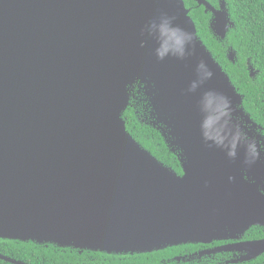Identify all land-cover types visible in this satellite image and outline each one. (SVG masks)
Returning a JSON list of instances; mask_svg holds the SVG:
<instances>
[{
  "label": "water",
  "instance_id": "1",
  "mask_svg": "<svg viewBox=\"0 0 264 264\" xmlns=\"http://www.w3.org/2000/svg\"><path fill=\"white\" fill-rule=\"evenodd\" d=\"M161 16L191 33L183 59L158 57ZM144 96L182 173L127 129ZM244 99L185 0H0V239L135 254L264 228V127Z\"/></svg>",
  "mask_w": 264,
  "mask_h": 264
},
{
  "label": "trees",
  "instance_id": "2",
  "mask_svg": "<svg viewBox=\"0 0 264 264\" xmlns=\"http://www.w3.org/2000/svg\"><path fill=\"white\" fill-rule=\"evenodd\" d=\"M227 1L231 17L236 23V27L229 34V43L237 51L236 63L228 58L222 42L210 33L202 12L193 8L190 14L197 25L200 37L229 73L240 92L245 95V108L255 121L264 127V0ZM185 2L187 7L195 3L193 0H185ZM248 61L259 70L255 77L250 75ZM124 118L127 129L145 148L162 162L182 173L176 154L170 151L160 131L149 124L144 117L143 101L137 106L130 105L124 112ZM168 248L147 253L109 254L88 249L60 247L51 243L0 239V253L28 264H184L174 260L176 256L161 261L165 256L183 251L182 247ZM0 264L15 263L0 259Z\"/></svg>",
  "mask_w": 264,
  "mask_h": 264
},
{
  "label": "flooded vegetation",
  "instance_id": "3",
  "mask_svg": "<svg viewBox=\"0 0 264 264\" xmlns=\"http://www.w3.org/2000/svg\"><path fill=\"white\" fill-rule=\"evenodd\" d=\"M193 1L195 3L188 8L190 9V11L194 8L202 12L204 19L207 23L208 30L214 37L219 40L220 38L216 35V32L213 29V23L218 16H223L222 14H220L221 12H225L226 10L230 11L228 1L205 0V4H199L197 0ZM229 25L230 27L228 31L227 40L222 42L224 52L227 53V56L229 55L232 49V46L229 43V34L231 30L236 27V23L232 19L231 14ZM143 107L144 117L151 121V106L146 100L145 96L143 100ZM263 239L264 228L259 226H251L244 233L237 234V237H227L215 239L209 242H198L186 244L184 246H174L173 248L178 247V249L182 247L183 251H179L178 253H175L171 256H165L161 259V261L166 259L169 260L178 255H189L194 256V258L191 260V262H187L186 264H264V254L254 258L249 252H247L245 246L246 243Z\"/></svg>",
  "mask_w": 264,
  "mask_h": 264
},
{
  "label": "clouds",
  "instance_id": "4",
  "mask_svg": "<svg viewBox=\"0 0 264 264\" xmlns=\"http://www.w3.org/2000/svg\"><path fill=\"white\" fill-rule=\"evenodd\" d=\"M173 18L168 16H161L159 22H153L150 25V30H159L160 33L169 39V47L164 51L157 50V55L159 58L163 59L165 55L172 54L176 55L178 58L183 59L185 56L190 54L189 46L193 42V37L191 33L185 31L179 26L173 25ZM197 70L200 72L204 79H210L212 76V71L208 66L201 61L197 65ZM225 103L227 101L225 100Z\"/></svg>",
  "mask_w": 264,
  "mask_h": 264
}]
</instances>
